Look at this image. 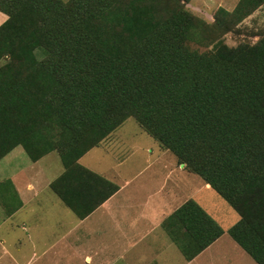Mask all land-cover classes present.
<instances>
[{
	"label": "trees",
	"instance_id": "obj_1",
	"mask_svg": "<svg viewBox=\"0 0 264 264\" xmlns=\"http://www.w3.org/2000/svg\"><path fill=\"white\" fill-rule=\"evenodd\" d=\"M187 2L0 0V159L57 152L49 186L82 219L118 187L78 159L131 117L233 208L228 234L264 264V35L215 41L264 0L210 25ZM162 225L187 260L223 233L192 199Z\"/></svg>",
	"mask_w": 264,
	"mask_h": 264
},
{
	"label": "crops",
	"instance_id": "obj_2",
	"mask_svg": "<svg viewBox=\"0 0 264 264\" xmlns=\"http://www.w3.org/2000/svg\"><path fill=\"white\" fill-rule=\"evenodd\" d=\"M188 5L193 7L191 3ZM7 17L0 11V25ZM140 133L131 140L121 139L115 163L104 169L96 165L99 158L95 155L89 164L82 160L91 150L101 145L106 149L118 139L114 131L78 159L81 165L118 187L82 219L49 186L62 173L63 167L51 170L50 163L43 161V155L35 161L29 158L33 170L27 172L26 165L14 162L24 151L21 146L3 156L0 161L9 168L8 174H0V264H43V260L50 264L49 259L56 261L75 256L82 258L81 264H257L229 234L232 242L227 239L225 228L194 257L185 258L163 227L164 219L192 199L218 223L214 214L221 204L214 195L215 190L201 177L197 178L198 175L171 174L172 170L182 172L186 169L159 145L163 152L154 153L153 144L147 145ZM137 149L142 151L145 165L127 174L117 171L123 158H132ZM155 154L167 159L162 164L164 174H141ZM225 239L228 240L225 244L234 252L230 255L224 251L223 258L218 261L215 244L223 245ZM213 252L215 255H209Z\"/></svg>",
	"mask_w": 264,
	"mask_h": 264
},
{
	"label": "rangeland",
	"instance_id": "obj_3",
	"mask_svg": "<svg viewBox=\"0 0 264 264\" xmlns=\"http://www.w3.org/2000/svg\"><path fill=\"white\" fill-rule=\"evenodd\" d=\"M65 1V0H64ZM238 0H189L185 4V7L190 10L191 13L195 14L196 16L205 19L208 24H212L214 21V14L217 12V9L222 7L228 11H232L235 5L237 4ZM192 4L193 7L189 6L188 4ZM233 28L230 31L226 32H220L218 35H216L215 41L219 39L220 41H223V43L227 44L228 46L234 47L238 44H248L251 45L255 43L259 38H261L264 35V3L261 4L258 8H256L252 13L244 17L241 22L236 24L235 26H232ZM192 49L198 50L200 52L208 50L212 48L213 44H206V45H200L195 42H189L188 44ZM116 136L118 139H115L111 145H109L106 149L103 147V145L91 150L85 158H83L82 162L89 164V160L93 158L95 155L99 158V162H97L96 165H98L101 169H104L108 167L109 165H113L115 163V159L117 158V155L119 153V150L121 149V142L123 140H131L132 136L135 134H138L141 132V136L147 140L148 144H153L154 153L163 152V149H160L158 144L152 139L149 135L144 133L137 122L133 118H127L119 127H117L114 130ZM119 135V136H118ZM142 137H140V141H142ZM105 149V150H103ZM166 154L171 156L173 160H175L174 155L168 151L164 150ZM9 153V152H8ZM164 154V153H163ZM43 161H46L47 163H50L51 170L56 169V167L62 168L60 157L58 156V153L55 151H51L47 154H45ZM42 161V162H43ZM167 161L166 157L157 156L155 154L154 160L152 163L146 167V169L142 170L141 174H164L163 173V167L162 164H165ZM15 163H18L22 165H26L27 172L33 170L30 169V166H32V163L30 162V159L28 155L22 150L21 156H18V158L15 159ZM146 162V159L142 158V151L140 149H137L135 153L133 154V157L130 158L129 156H125L123 158V162L121 166L118 167L117 171H124L125 174L131 173L132 171H136L140 167L144 166ZM91 165V164H90ZM8 166H5V163L3 160L0 161V174H8ZM32 168V167H31ZM130 168V169H129ZM142 169V168H141ZM114 174V172H111ZM194 174L190 173L186 170L179 172L177 170H172L171 174ZM197 176V175H194ZM197 178H200L197 176ZM214 195L216 196L217 200L220 202L221 205L217 206L215 208V214L216 217H218V223L223 228H225V232L227 233L225 236L228 235V229L236 223V221L239 219L238 214L231 208L228 203L215 191ZM227 212H230L234 217H230ZM224 231V230H223ZM225 239L224 246L221 244H215L216 249L218 250V256L217 260H221L223 258L222 253L229 252L231 255L234 250L227 246L228 240ZM231 241V239H229ZM226 242V244H225ZM232 242V241H231ZM232 246H235V244H232ZM215 248V247H214ZM209 255H215L213 254ZM75 256V255H74ZM227 260V259H226ZM47 260H43V264L47 263ZM50 264H81L82 258L78 257H69V258H59L53 260L49 259Z\"/></svg>",
	"mask_w": 264,
	"mask_h": 264
}]
</instances>
